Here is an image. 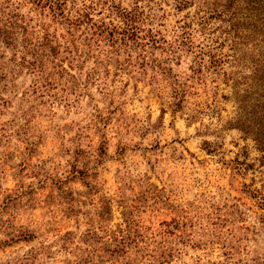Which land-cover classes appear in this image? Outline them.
<instances>
[{
  "label": "clouds",
  "instance_id": "1",
  "mask_svg": "<svg viewBox=\"0 0 264 264\" xmlns=\"http://www.w3.org/2000/svg\"><path fill=\"white\" fill-rule=\"evenodd\" d=\"M0 264H264V0H0Z\"/></svg>",
  "mask_w": 264,
  "mask_h": 264
},
{
  "label": "trees",
  "instance_id": "2",
  "mask_svg": "<svg viewBox=\"0 0 264 264\" xmlns=\"http://www.w3.org/2000/svg\"><path fill=\"white\" fill-rule=\"evenodd\" d=\"M242 99H246V98H242ZM245 109H246V105H244Z\"/></svg>",
  "mask_w": 264,
  "mask_h": 264
}]
</instances>
